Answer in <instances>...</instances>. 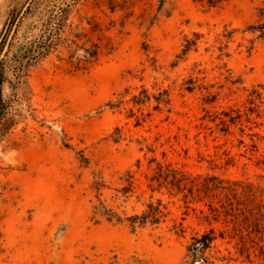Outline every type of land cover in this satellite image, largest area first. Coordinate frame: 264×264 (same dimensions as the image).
<instances>
[{
  "label": "rangeland",
  "instance_id": "obj_1",
  "mask_svg": "<svg viewBox=\"0 0 264 264\" xmlns=\"http://www.w3.org/2000/svg\"><path fill=\"white\" fill-rule=\"evenodd\" d=\"M27 1L0 0V264H187L211 228L200 264H264V0H78L17 78Z\"/></svg>",
  "mask_w": 264,
  "mask_h": 264
},
{
  "label": "trees",
  "instance_id": "obj_2",
  "mask_svg": "<svg viewBox=\"0 0 264 264\" xmlns=\"http://www.w3.org/2000/svg\"><path fill=\"white\" fill-rule=\"evenodd\" d=\"M78 0H50L43 9L42 16L38 19L37 23L33 25L35 32L27 38L26 43L20 48V54L15 57L17 62V78L25 76L27 70L35 65L39 60L48 55L58 44L60 33L62 32L63 25L67 19L70 8ZM224 0H208L210 5H215ZM30 5L27 7L24 13L28 12ZM4 62L0 61V139L4 135L3 133V119L10 112L11 104L3 98L2 85L6 81V76L3 71ZM5 131V130H4ZM186 178H176L172 182L173 185L178 186L182 180ZM190 185L196 187V191H203L206 194H212L215 190H219L220 193L224 191H236V188L225 184V182L216 176H207L201 180L197 178L190 179ZM214 195V194H213ZM227 198V204H231V199L228 194H224ZM228 205L220 203L219 207L210 205V209L213 214H223L225 217L231 216ZM161 210L158 205L150 203L148 209L140 215H132L128 217L130 225L135 227L136 224H144L146 221L151 223L158 222L159 217L157 214ZM247 218V216L245 217ZM216 236L214 229L211 228L208 231H204L200 234H196L191 237V242L188 245V256L191 260L187 264H193L194 260H199V264L203 261H207L205 253L210 249L211 244L215 240Z\"/></svg>",
  "mask_w": 264,
  "mask_h": 264
},
{
  "label": "water",
  "instance_id": "obj_3",
  "mask_svg": "<svg viewBox=\"0 0 264 264\" xmlns=\"http://www.w3.org/2000/svg\"><path fill=\"white\" fill-rule=\"evenodd\" d=\"M30 1H31V0H28V1L25 3L24 7L22 8L20 14L18 15V17H17V19H16V22L19 21L20 17L24 14V12H25V10L27 9V7H28ZM12 33H13V32H11V34H12ZM11 34H10L9 38L11 37ZM9 38H8V41H9ZM8 41L6 42V44H5L4 47H3V50H2V52H1V54H0V58H2V57L5 55V53H6L7 49H8V47H9V43H8Z\"/></svg>",
  "mask_w": 264,
  "mask_h": 264
}]
</instances>
